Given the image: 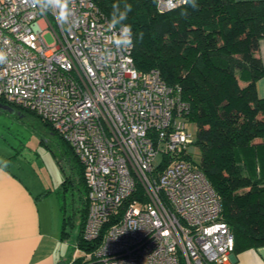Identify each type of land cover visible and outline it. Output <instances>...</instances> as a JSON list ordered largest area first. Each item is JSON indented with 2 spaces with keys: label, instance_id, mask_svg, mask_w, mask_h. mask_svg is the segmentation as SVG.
<instances>
[{
  "label": "built area",
  "instance_id": "obj_1",
  "mask_svg": "<svg viewBox=\"0 0 264 264\" xmlns=\"http://www.w3.org/2000/svg\"><path fill=\"white\" fill-rule=\"evenodd\" d=\"M181 4L156 0L160 12ZM72 7L66 30L32 0H0V98L47 122L82 167V239L99 242L78 264L231 263L221 197L185 156L194 134L180 87L138 70L133 47L105 63L118 29L92 0Z\"/></svg>",
  "mask_w": 264,
  "mask_h": 264
},
{
  "label": "trees",
  "instance_id": "obj_2",
  "mask_svg": "<svg viewBox=\"0 0 264 264\" xmlns=\"http://www.w3.org/2000/svg\"><path fill=\"white\" fill-rule=\"evenodd\" d=\"M92 1L108 19L114 3L132 5L125 23L133 27L134 65L140 71L157 69L167 84L180 87L189 105L187 120L196 125L185 156L220 195L234 251L264 245V97L256 90V81L264 76L256 55L264 37V0H196L198 9L181 4L163 12L156 0ZM60 139L76 174L64 178L61 191L77 190V246L91 249L99 241L82 239L87 213L82 167ZM63 212L61 233L66 236L71 217Z\"/></svg>",
  "mask_w": 264,
  "mask_h": 264
},
{
  "label": "crops",
  "instance_id": "obj_3",
  "mask_svg": "<svg viewBox=\"0 0 264 264\" xmlns=\"http://www.w3.org/2000/svg\"><path fill=\"white\" fill-rule=\"evenodd\" d=\"M256 55L264 64V37L258 41ZM256 90L264 97V76L256 81ZM16 159L15 153L0 159V264H65L63 216L53 209L55 192L61 187L56 189L52 180L39 178L29 163L26 175L30 178L22 177L11 165ZM229 264H264V245L234 251Z\"/></svg>",
  "mask_w": 264,
  "mask_h": 264
},
{
  "label": "rangeland",
  "instance_id": "obj_4",
  "mask_svg": "<svg viewBox=\"0 0 264 264\" xmlns=\"http://www.w3.org/2000/svg\"><path fill=\"white\" fill-rule=\"evenodd\" d=\"M44 37L48 43L53 41L49 33H46ZM187 129L195 134V123L188 122ZM66 148L59 135L43 123L38 116L0 107V159L15 153L17 159L11 165L22 177L30 178L26 175L29 170L26 163H29L39 178L52 180L56 189L58 186L61 187V182L65 177L74 176L75 179L76 174L72 175L68 164L69 155ZM55 194L57 205L53 208L54 213L59 212L61 217L65 211L71 217L68 234L61 245L63 259L69 263L80 257L83 250L77 246L79 218L75 209L78 206L79 194L76 189H73L72 194L69 190L63 192L58 189V193L55 192Z\"/></svg>",
  "mask_w": 264,
  "mask_h": 264
},
{
  "label": "clouds",
  "instance_id": "obj_5",
  "mask_svg": "<svg viewBox=\"0 0 264 264\" xmlns=\"http://www.w3.org/2000/svg\"><path fill=\"white\" fill-rule=\"evenodd\" d=\"M184 4L193 10L198 9L199 5L196 0H183ZM33 5L38 9L41 14L51 13L58 25L65 27L66 30L71 28L73 20V0H32ZM132 11V5L124 3L123 6L119 3H114L111 6V13L109 19V28L118 29L112 33L111 45L112 47L106 48L104 62H110V54H113V50L127 51L134 46L133 42V27L129 23H125L128 19V14ZM182 14H187L182 13ZM144 33H136V38L142 40ZM7 60L5 52L0 51V63H4Z\"/></svg>",
  "mask_w": 264,
  "mask_h": 264
},
{
  "label": "water",
  "instance_id": "obj_6",
  "mask_svg": "<svg viewBox=\"0 0 264 264\" xmlns=\"http://www.w3.org/2000/svg\"><path fill=\"white\" fill-rule=\"evenodd\" d=\"M0 107L8 109V110H12V111L14 110V108H12L10 105L2 103V102H0Z\"/></svg>",
  "mask_w": 264,
  "mask_h": 264
}]
</instances>
